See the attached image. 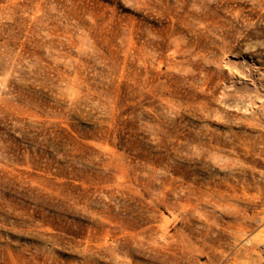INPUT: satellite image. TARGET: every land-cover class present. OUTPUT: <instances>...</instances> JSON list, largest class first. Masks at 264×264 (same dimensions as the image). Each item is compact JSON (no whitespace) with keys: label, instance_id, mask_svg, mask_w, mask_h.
Instances as JSON below:
<instances>
[{"label":"rangeland","instance_id":"1","mask_svg":"<svg viewBox=\"0 0 264 264\" xmlns=\"http://www.w3.org/2000/svg\"><path fill=\"white\" fill-rule=\"evenodd\" d=\"M0 264H264V0H0Z\"/></svg>","mask_w":264,"mask_h":264}]
</instances>
